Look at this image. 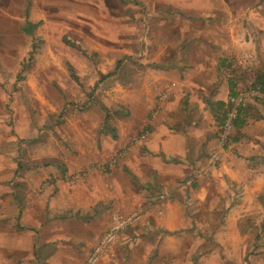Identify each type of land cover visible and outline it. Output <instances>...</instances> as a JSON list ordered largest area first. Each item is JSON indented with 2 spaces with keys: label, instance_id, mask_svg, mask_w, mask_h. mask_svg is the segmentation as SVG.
Here are the masks:
<instances>
[{
  "label": "crops",
  "instance_id": "0c3cea01",
  "mask_svg": "<svg viewBox=\"0 0 264 264\" xmlns=\"http://www.w3.org/2000/svg\"><path fill=\"white\" fill-rule=\"evenodd\" d=\"M122 1V11H114L122 17L116 26L132 34L134 25H141V64L151 66L141 80V102L127 122L115 118L116 138L102 130L101 111V118L81 131L76 156H66L65 167L54 166L71 174L91 163L93 151H99L100 163L123 147L126 156L107 174L93 171L77 185L47 178L48 169L40 184L25 190L24 201L14 187L3 186L0 173V264H14L4 258L17 257L21 264H53L48 259L65 249L78 255L65 264H82L114 214L140 208V222L122 233L98 264H239L246 252L250 264H264V229L263 234L241 230L249 219L264 223V106L245 97L244 126L232 131L220 162L209 165L228 98L246 93L238 81L245 73L233 71L247 60L234 52L240 39L227 34L228 26L223 31L215 24L214 0ZM136 9L137 23L131 19ZM165 50L171 56H162ZM162 93L166 97L153 116ZM140 134L146 139L130 144ZM46 181L52 184L42 187ZM51 188L54 196L44 200ZM235 192L238 200L232 203ZM209 214L217 220L200 218Z\"/></svg>",
  "mask_w": 264,
  "mask_h": 264
},
{
  "label": "rangeland",
  "instance_id": "374dc122",
  "mask_svg": "<svg viewBox=\"0 0 264 264\" xmlns=\"http://www.w3.org/2000/svg\"><path fill=\"white\" fill-rule=\"evenodd\" d=\"M211 4L219 13L215 24L223 31L228 26L232 31L227 34L240 39V48L234 52L247 60L233 71L245 73L238 81L246 92V85L264 68V0H214ZM123 5L122 0H0V173L3 186L14 187L19 201L25 200L26 189L40 184L48 169L47 178L55 181L68 174L55 166L65 167V157L76 156L81 131L102 116L99 106L117 111L116 118L123 123L141 102V80L151 66L141 64L139 11L131 13L137 23L132 34H122L117 27L122 17L114 11L121 12ZM106 9L115 16L107 17ZM28 23L35 27L29 28ZM162 56H171L170 50ZM115 122L112 115L114 138ZM54 188L44 200H51ZM217 217L200 216L208 221ZM253 225L250 219L243 222L242 232L253 231ZM246 254L239 264H250ZM77 256L73 249H65L61 257L48 261L65 264ZM9 259L21 264L19 257L4 258ZM223 264L235 263L224 260Z\"/></svg>",
  "mask_w": 264,
  "mask_h": 264
},
{
  "label": "built area",
  "instance_id": "2783aa9c",
  "mask_svg": "<svg viewBox=\"0 0 264 264\" xmlns=\"http://www.w3.org/2000/svg\"><path fill=\"white\" fill-rule=\"evenodd\" d=\"M165 97V94H161L157 98L156 105L152 111L153 116L159 113L161 103L164 101ZM245 97H248L253 101L256 100L259 102H264V91H261L258 88H255L253 84H250L246 90V93L228 98L226 112L219 128L217 148L210 157V166H216L220 162L223 155L228 151L230 137L233 130V122L237 119L241 108L244 107ZM145 139L146 134H140L131 138L130 144L134 146V144L141 143ZM126 153L127 147H123L114 152L107 159V161L102 163L96 160V156L94 154H90V164L76 172L73 171V173L63 176L62 180L69 185H77L86 179V177L93 171H99L102 174H107L126 156ZM51 184V181H46L42 184V187H48ZM164 197L165 196H160L158 199L162 201L164 200ZM142 213L143 212L141 209H139L128 215L114 214L110 218L107 230L100 237L97 244L92 248L90 254L82 264H98L101 258L104 255L109 254V252L113 249L119 239V236L140 222Z\"/></svg>",
  "mask_w": 264,
  "mask_h": 264
},
{
  "label": "trees",
  "instance_id": "16d2710c",
  "mask_svg": "<svg viewBox=\"0 0 264 264\" xmlns=\"http://www.w3.org/2000/svg\"><path fill=\"white\" fill-rule=\"evenodd\" d=\"M28 27L29 28H34L35 25L28 23ZM76 47V46H75ZM76 49H80L78 47H76ZM253 86L255 88H258L261 91H264V68L260 69L259 71H257L254 75L253 78ZM232 95H234L231 92ZM92 97V95H88V100H90ZM256 103H259V105H262V107L264 106V102H259L257 101ZM248 104V103H247ZM92 105H95V103L93 102ZM100 109L102 110L103 114H104V121H103V126H102V130L104 131V133H110L113 137H114V131L110 125V120H111V116L113 115L114 118L118 117V112L117 111H110L108 110L105 106H99ZM247 107L244 106L243 108H241V110L239 111L238 117L237 119L233 122V130L238 131L241 127L244 126L245 124V114H246V109ZM232 130V131H233ZM233 141V137H230V144ZM237 192H235V194L231 195V202L234 203L235 201L238 200ZM264 229V223L262 224H255L253 225V231L254 232H259L260 230ZM258 234V233H257Z\"/></svg>",
  "mask_w": 264,
  "mask_h": 264
}]
</instances>
